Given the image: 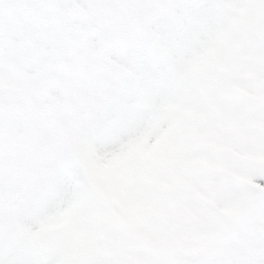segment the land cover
Instances as JSON below:
<instances>
[{
  "label": "snow or ice",
  "instance_id": "snow-or-ice-1",
  "mask_svg": "<svg viewBox=\"0 0 264 264\" xmlns=\"http://www.w3.org/2000/svg\"><path fill=\"white\" fill-rule=\"evenodd\" d=\"M0 264H264V0H0Z\"/></svg>",
  "mask_w": 264,
  "mask_h": 264
}]
</instances>
